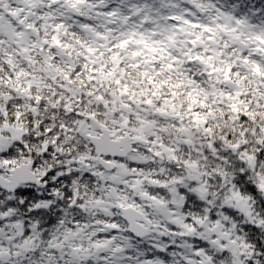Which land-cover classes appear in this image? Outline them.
I'll return each mask as SVG.
<instances>
[{
  "label": "snow or ice",
  "instance_id": "6c2138e0",
  "mask_svg": "<svg viewBox=\"0 0 264 264\" xmlns=\"http://www.w3.org/2000/svg\"><path fill=\"white\" fill-rule=\"evenodd\" d=\"M259 161L264 0H0V228L59 264H264Z\"/></svg>",
  "mask_w": 264,
  "mask_h": 264
},
{
  "label": "clouds",
  "instance_id": "9594fccd",
  "mask_svg": "<svg viewBox=\"0 0 264 264\" xmlns=\"http://www.w3.org/2000/svg\"><path fill=\"white\" fill-rule=\"evenodd\" d=\"M221 114L222 117V113ZM159 127L165 128L168 131H173L174 126L171 125L169 122L168 124H159ZM211 127L215 130V134L213 136V140H218L222 136H226L229 133H233V141L232 143H238L240 145H243L245 143V137L243 135L237 136L234 133H239L240 127L237 126L235 130L232 129V126L229 122L223 121L221 118V121L217 123H212ZM227 129V131H225ZM39 134L40 130L37 128L35 130ZM201 143V140L199 138H196L192 142L191 150L187 153H185L183 150L181 151V155H189L190 157H194L195 153L197 151L202 153V149H199L196 147V145H199ZM247 143H248V152H251L253 154L258 153L259 149L257 148L256 144L254 143V138L249 136L247 137ZM145 156H147L146 163H151L153 161V158L151 156H148L147 153H144ZM203 159V156L200 157ZM63 163L62 161H59L57 159H53L51 161L47 162V168L48 169H54L59 167V165ZM213 161L208 160L207 165L211 167ZM260 165L264 167V161H259ZM149 169H145V171H148ZM48 203H54V201H49ZM9 217V220L7 222L8 226L7 228H0V232H10L12 234V240L16 241L18 247L9 249L5 248L4 252L7 254L9 251L12 253L13 257V264H49V261H51V264H59V259L57 256L50 252V246L48 242L43 237L42 232H33V235L29 238H27V242H24V232H25V226H24V215L21 211V209L16 208L12 212L7 214ZM13 217H19V219H13ZM99 225L96 224L95 220L91 222L89 225L90 230L97 231L99 229ZM51 247H58L56 245V242L53 241L51 244ZM61 250L62 246H61ZM105 249H100L96 252V255L99 257L102 252H104ZM37 253H40L38 256ZM126 255H132L131 251L126 253ZM62 258V257H61Z\"/></svg>",
  "mask_w": 264,
  "mask_h": 264
}]
</instances>
